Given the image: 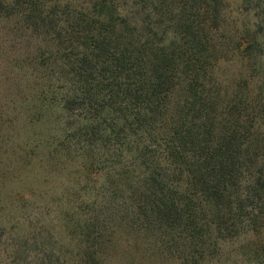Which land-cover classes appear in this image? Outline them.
Returning a JSON list of instances; mask_svg holds the SVG:
<instances>
[{"label": "trees", "instance_id": "16d2710c", "mask_svg": "<svg viewBox=\"0 0 264 264\" xmlns=\"http://www.w3.org/2000/svg\"><path fill=\"white\" fill-rule=\"evenodd\" d=\"M220 5L0 0L3 69L49 80L37 99L56 101L63 140L88 166L62 222L72 257L59 264H100L116 233L196 264L241 234L263 243L264 50L222 34ZM16 47L24 56L7 63Z\"/></svg>", "mask_w": 264, "mask_h": 264}, {"label": "rangeland", "instance_id": "374dc122", "mask_svg": "<svg viewBox=\"0 0 264 264\" xmlns=\"http://www.w3.org/2000/svg\"><path fill=\"white\" fill-rule=\"evenodd\" d=\"M117 1L125 7L130 5V0ZM220 6L222 34L233 40L255 38L264 50V19L257 17L254 0H221ZM247 28L251 31L246 32ZM22 49L8 54L7 63L11 57H23ZM29 50L35 53V46ZM250 63L252 68L259 66L253 60ZM262 63L264 66V58ZM5 64L0 61V264H16L13 260L37 264L43 255H48L52 264H59L63 257H72L68 249H73V241L62 222L72 215L69 208L79 198L78 189L80 193L86 191L80 179L88 175L82 170L88 166L73 144L63 140V119L56 101L37 99L49 80L28 68L18 70L12 63L3 69ZM239 68L240 62L235 60L222 64L228 74ZM5 77L10 78L9 83ZM246 237L241 234L223 243L221 255L198 264H264L260 250L264 241L257 237L244 243ZM170 253L142 238L127 234L123 239L116 233L100 264H196L177 257L178 252ZM55 258H59L57 263Z\"/></svg>", "mask_w": 264, "mask_h": 264}]
</instances>
